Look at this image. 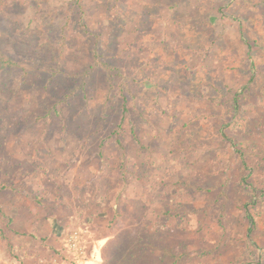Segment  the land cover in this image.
<instances>
[{
    "label": "rangeland",
    "instance_id": "obj_1",
    "mask_svg": "<svg viewBox=\"0 0 264 264\" xmlns=\"http://www.w3.org/2000/svg\"><path fill=\"white\" fill-rule=\"evenodd\" d=\"M0 52V264H264V0H0Z\"/></svg>",
    "mask_w": 264,
    "mask_h": 264
},
{
    "label": "trees",
    "instance_id": "obj_2",
    "mask_svg": "<svg viewBox=\"0 0 264 264\" xmlns=\"http://www.w3.org/2000/svg\"><path fill=\"white\" fill-rule=\"evenodd\" d=\"M6 58V59H4ZM14 64L13 61L11 60V58H9L8 56L3 55L0 52V69H9V68H13ZM123 99V103H122V112H121V118H120V124L119 127L121 128L122 123L124 122L125 119V115H126V103H125V99L124 97H122ZM120 131L118 130L117 133H119ZM117 145L119 146V142H116ZM49 226L51 229L52 234L55 237H61L63 234V228L61 226H59L56 221L54 219H49Z\"/></svg>",
    "mask_w": 264,
    "mask_h": 264
},
{
    "label": "built area",
    "instance_id": "obj_3",
    "mask_svg": "<svg viewBox=\"0 0 264 264\" xmlns=\"http://www.w3.org/2000/svg\"><path fill=\"white\" fill-rule=\"evenodd\" d=\"M78 239V236L76 233L72 234L70 237H69V243L71 245V248H76V241Z\"/></svg>",
    "mask_w": 264,
    "mask_h": 264
}]
</instances>
